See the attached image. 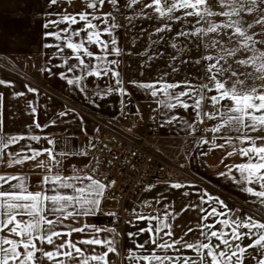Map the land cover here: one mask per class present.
<instances>
[{
    "label": "snow or ice",
    "instance_id": "obj_1",
    "mask_svg": "<svg viewBox=\"0 0 264 264\" xmlns=\"http://www.w3.org/2000/svg\"><path fill=\"white\" fill-rule=\"evenodd\" d=\"M61 2L49 0L52 6ZM63 2L70 4L71 0ZM106 2L119 12L121 3L130 8L139 5L141 0H82L84 8L81 11L49 13L56 18L43 23L44 37L55 42H46L42 47L54 49L50 55L61 63L41 71L64 69L59 76L82 93L88 91L84 84L87 78H112L113 82L103 90L97 85L96 90L89 93L90 97L113 92L121 96L129 94L120 79V60L108 59L110 56L120 57L124 49L115 35L120 25L115 22L112 11L102 12ZM143 9L151 10L164 22L162 27L155 28V33L173 31L174 22L189 25L188 30L178 31L176 35L193 44L199 50V58L182 63L198 67L201 70L199 76L208 83L195 84L192 80L169 82L165 79L168 73H165L157 80L136 86L156 99L164 123L168 125L182 119L178 115H169L173 110H191L193 121L183 120V127L189 134L195 131L197 121L203 123L205 118L218 121L214 127L205 129L225 133L221 136L222 143L213 140V148L230 147L226 153L228 157L242 158L241 162L225 165L227 172L219 175L230 176L241 192L254 198L252 204L256 206V213L233 218L234 210L224 200L204 191L199 195L200 204L195 206L201 214L200 239L188 242L175 238L169 220L176 216L167 211L165 205L159 215L137 213L130 217L128 223L134 227L140 221H145L146 226L129 232L128 237L134 239L146 234L147 238L135 243L127 255L121 257L120 233L114 227L84 222L86 218L103 212L109 182L106 178H96L102 161L97 159L91 174L81 175L77 168H73L69 176L54 173L53 168L61 164L57 156L66 159L74 155L84 157L88 156V151L82 148L78 152L71 149L57 152L56 145L60 141L33 131L54 126L57 120L42 124L35 100L25 99L31 117V123L25 125L28 131L7 133L3 131V119L0 118V163L13 168L31 161L45 174L39 178L38 187L30 184V178L23 173L0 175V264H113L111 256L121 257V264H246L249 256L255 264H264V0H143ZM143 9V16L150 19ZM255 13H259L258 18ZM128 19L131 21L130 17ZM193 20L194 27L191 26ZM252 20L260 26V33H256L253 23L249 22ZM78 24L82 26L73 28ZM81 33L85 34L82 38ZM257 35L260 39H256ZM159 39L167 42L163 35ZM88 45L99 51L91 50ZM171 47L175 49L177 46L173 43ZM65 49L71 50L72 56L65 55ZM70 60L76 62L70 63ZM77 70L80 74H75ZM176 70L171 68L172 72ZM67 73L74 75L69 78ZM0 85L10 87L11 82L0 79ZM25 88L26 91L12 95L18 98H25L29 93L39 95L37 88L30 85ZM3 101L4 95L0 93V113ZM208 105L211 111L204 110ZM69 111L72 110L61 111L57 116L65 117ZM42 140L48 147H33L27 143L40 144ZM21 141L25 143L21 144ZM201 143L207 144L208 141L202 140ZM12 146H19V149L9 151ZM91 147L94 149L95 145ZM106 149L104 145L102 151ZM233 169L239 173L238 178L232 174ZM169 186L172 189L185 187L180 182H170ZM189 207L185 206L182 211ZM108 215L115 216V213ZM74 224L79 226H70ZM192 231L188 228L184 235ZM105 233L111 235H103ZM74 234L79 238L74 239ZM245 239L249 241L247 244L243 243ZM184 250L194 252L195 258L184 254Z\"/></svg>",
    "mask_w": 264,
    "mask_h": 264
},
{
    "label": "crops",
    "instance_id": "obj_2",
    "mask_svg": "<svg viewBox=\"0 0 264 264\" xmlns=\"http://www.w3.org/2000/svg\"><path fill=\"white\" fill-rule=\"evenodd\" d=\"M50 13H61L66 11L67 13H76L84 8L82 0H71V3L62 2L55 6L50 5L49 0H43ZM9 11V10H8ZM112 11L114 17L122 16L121 8L119 12L112 9L107 2L102 8V12L107 13ZM12 15L13 12H12ZM55 16H49L48 19H55ZM6 19H12L7 17ZM15 19V18H13ZM12 19V20H13ZM47 18L45 21L48 20ZM44 21V22H45ZM124 25L120 26L115 33L120 46L125 51L126 38ZM4 25L0 24V27ZM61 25L60 27H65ZM81 24L74 25L73 28L81 27ZM46 30L42 28L40 34L36 35V40L31 41V51H35V54L30 55L36 59V71L35 74H29L27 72L17 71L15 68L0 65V79L10 81L11 86L0 85V93L4 95L2 113L0 118L3 119V131L16 134L24 133L28 131L25 125L31 123V117L28 114L25 99L35 100L39 110L40 122L47 123L49 120H57V124L50 126L42 130H33L39 135H50L52 138L60 141L56 145L57 152L68 151L69 149L78 152L80 149H86L89 153L91 145L94 141V136L97 132V123L100 119H109L116 116L119 113H126L135 119H142L152 111L158 112L159 118V138L155 141L156 146L160 149L162 156L166 159H174L181 157L187 163L195 177V183L191 185H185L181 189H172L169 185H159L148 189L142 196L141 204L145 208H149L150 212L147 215H159L165 210L164 206L167 205V211L172 212L176 218L170 219L169 223L172 224V231L175 238H183L188 242H195L200 239L199 236V216L201 215L198 208L195 206L200 204L199 195L206 191L211 196L220 197L228 205L230 209L234 210V214L241 210L244 213H256V206L252 204L254 198L249 194L240 191V187L231 179L230 176H221L220 172H227L225 165L231 166L234 163L241 162L242 158L239 156L228 157L227 151H230V147L224 149L213 148V144H202V140L193 139L189 131L183 127V120L192 122L194 119V113L191 110L185 112L182 109L173 110L169 115H178L182 119L174 122L171 125L164 123V117H162L161 110L158 108L156 99L149 96L145 90L135 87L129 88L125 72L123 54L120 57L110 56L108 59L120 60V79L124 81V87L128 90V95L121 96L119 93L113 92L108 95H101L100 97L89 96L96 90V86L99 85L103 90L107 85L111 84L112 78H95L89 77L84 81L87 85V92H81L80 89L73 85H68L66 80L59 76V72L64 69L54 68L53 72L41 71L43 68L51 67L52 64H59L61 61L50 54L54 49H45L42 45L46 42H55L52 38H45L43 33ZM81 33V38L84 36ZM79 39V38H74ZM105 39H109L105 37ZM35 45L33 46V44ZM88 47L98 52L99 49L95 46L88 45ZM29 52V50H27ZM65 55L72 56L71 50L65 49ZM26 55V57H30ZM25 57V55H24ZM70 63H75V60H70ZM95 63V61H93ZM176 68V67H175ZM169 73L171 66L168 68ZM188 68L182 66L177 68L175 75H179L175 81L192 80L195 84L202 83V78L199 76L201 71L199 68ZM55 73V74H53ZM75 74H80L79 70ZM71 78L74 74L67 73ZM187 75H191L188 77ZM169 82H172L170 78ZM25 85H30L39 90V95L29 93L25 98H18L12 95L14 92L26 91ZM179 91V89H177ZM69 111V114L65 117H58L57 114L61 111ZM82 117V120H81ZM213 121H208V129L215 126ZM198 121L195 123V125ZM211 137L216 143H222L221 136L225 135L221 133H213L209 131ZM230 135H236L235 133H228ZM256 135V133H252ZM25 141H21L24 144ZM32 144L33 147H48L45 141H41L40 144H36L33 141H27ZM19 146H12L9 151H17ZM41 157L40 159H45ZM57 159L61 161L60 166L53 168L54 173H60L65 176L72 175V169L77 168L82 170L86 167L88 162V156H69L67 159L63 156H57ZM223 161V163H222ZM35 162H27L24 165L14 166L8 168L4 163H0V175L5 174H26L30 178V184L38 187L39 178L44 175L42 169H36L34 167ZM233 175L239 177V173L233 169ZM70 191V190H66ZM189 193L185 196L184 193ZM159 201V203L157 202ZM147 202V204L145 203ZM114 203L109 201H103L102 208H112ZM185 206H191L186 211H182ZM207 207V205H203ZM99 214L95 217H88L85 219V223L103 227L98 218ZM209 223L212 221L209 220ZM68 223V222H66ZM70 226H79L78 224ZM146 222L140 221L135 224L126 227L123 233L119 236L118 244L121 257L126 256L128 249L133 248L135 243L142 242L147 238L146 234L130 239L128 237L129 232L137 231L140 227H145ZM219 227V225H217ZM188 228H192L193 231L184 234ZM111 235V234H103ZM74 239H78L79 236L74 234ZM59 242V241H58ZM249 241L244 240V244ZM51 246H48L50 249ZM87 247V246H84ZM46 249V250H48ZM97 251L101 249L97 248ZM251 251V250H250ZM159 252V250H158ZM143 254V253H141ZM163 254V253H159ZM172 254V253H169ZM184 254L191 255L195 258V253L189 250H184ZM254 255V254H253ZM121 257L111 256L113 264H121ZM250 258V256H249ZM248 258V264H249ZM254 262V259H253Z\"/></svg>",
    "mask_w": 264,
    "mask_h": 264
},
{
    "label": "built area",
    "instance_id": "obj_3",
    "mask_svg": "<svg viewBox=\"0 0 264 264\" xmlns=\"http://www.w3.org/2000/svg\"><path fill=\"white\" fill-rule=\"evenodd\" d=\"M115 22L120 26L124 25L122 16H116ZM201 82L208 83L203 79ZM204 110L212 109L208 105ZM208 121L205 118L203 123L198 122L191 137L206 140L212 145L214 139L209 131L205 130L208 129ZM158 138L157 111L150 112L140 120L126 113L98 120L93 141L95 148H90L87 165L79 174H91L97 159L102 161L96 178H106L109 182V191L105 193L103 201L115 205L112 208H103V212L99 214V222L103 227H114L121 235L126 227L132 226L128 223L130 217L137 213L147 215L150 212L149 208L141 204L142 196L148 189L169 185L170 182H180L184 185L195 183V177L183 158L166 159L162 156L155 144ZM104 145L107 149L102 151ZM113 181L114 183H111ZM133 209L136 210L135 213ZM108 213H115V216ZM235 215L236 213L234 218Z\"/></svg>",
    "mask_w": 264,
    "mask_h": 264
},
{
    "label": "rangeland",
    "instance_id": "obj_4",
    "mask_svg": "<svg viewBox=\"0 0 264 264\" xmlns=\"http://www.w3.org/2000/svg\"><path fill=\"white\" fill-rule=\"evenodd\" d=\"M120 8L125 18L126 45L123 61L129 88L135 87V84L141 82L157 80L165 73H168L165 79L170 78L172 82L175 78H180L173 72L169 73V66L176 67V69L187 66L193 68V72H195L194 68L198 67L193 66L192 63H182V61L199 58V50L195 49L193 44L187 43L186 38L176 35L178 31L188 30L189 25L174 22L173 31L158 34L155 33V28L162 27L164 22L156 17L151 10L143 9V0L139 5H133L130 8L121 3ZM142 9L143 12L148 13L150 19L143 16ZM49 13L43 0H0V24L4 25V27H0V65L35 74L36 59L30 56L35 54V51L28 48L31 47V41L36 40V35L40 34L45 19L49 18ZM254 16L258 18L259 13H255ZM7 17L15 19L9 20L6 19ZM129 17L131 21H129ZM249 22L253 23L256 33H260V26L255 25L254 20ZM191 26H196L194 20ZM161 35L167 42L159 39ZM256 39H260V36L257 35ZM173 43L177 46L175 49L171 47ZM26 55L30 57H26ZM148 57L151 59L148 60ZM239 212L242 216L243 212L241 210ZM247 262L246 264H248ZM249 264H255V260L253 262L251 256Z\"/></svg>",
    "mask_w": 264,
    "mask_h": 264
},
{
    "label": "bare ground",
    "instance_id": "obj_5",
    "mask_svg": "<svg viewBox=\"0 0 264 264\" xmlns=\"http://www.w3.org/2000/svg\"><path fill=\"white\" fill-rule=\"evenodd\" d=\"M235 216H241V214L239 212H236ZM233 218H234V216H233Z\"/></svg>",
    "mask_w": 264,
    "mask_h": 264
}]
</instances>
